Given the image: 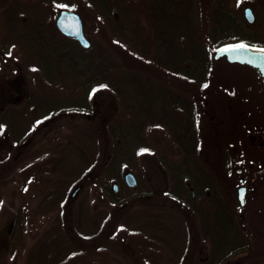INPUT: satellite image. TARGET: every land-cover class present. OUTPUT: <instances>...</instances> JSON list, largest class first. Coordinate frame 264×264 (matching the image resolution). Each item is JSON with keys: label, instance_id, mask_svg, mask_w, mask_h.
<instances>
[{"label": "trees", "instance_id": "1", "mask_svg": "<svg viewBox=\"0 0 264 264\" xmlns=\"http://www.w3.org/2000/svg\"><path fill=\"white\" fill-rule=\"evenodd\" d=\"M77 1L55 0L58 8L76 11ZM86 1L108 18L113 31L125 38L127 46L133 47L139 58L153 64L156 70L123 64L102 43L82 47L78 41L59 31L38 2H5L0 10V42L4 51L19 46L27 65L41 72L53 87H68L71 94L80 93V96L65 98L54 92L50 99L41 103L32 92L23 106L4 107L0 115L1 134L8 130L14 143L23 147L38 124L37 117L30 116L32 110L43 115L40 120L68 112H91L92 94L103 86L111 89L120 103L116 118L107 125L113 140V152L97 179L115 211L105 207L93 209L84 191L79 204L71 210V190L95 175L100 147L98 136L90 128L82 124L70 125L67 142L49 153L56 160L45 170L50 176L47 179L48 193L38 209L39 214L50 215L54 237L48 242L40 240L39 247H36L37 258L31 264H74L75 258L87 251L83 241L86 244L99 241L98 250L109 255L108 264H135L115 240V234H108L115 220L119 221L121 228L146 234L158 243L159 236L164 233L172 238L179 237L175 227L185 224V219L177 209L146 204L137 199L142 194L151 193L139 159L145 151L155 152L148 139V131L155 128L164 129L181 153L179 159L156 153L168 173V195L185 208L197 212L203 226L208 221L206 206L212 208V255L208 261L199 264L258 263L252 260V256L246 261L252 245L240 233L233 205L226 202L214 176L201 160L199 118L204 112L201 103L207 101L202 98L204 89L211 88L215 51L234 42L264 47V11L258 16L260 28L249 29L246 19L229 12L224 0H214L208 7H204L201 0H151L146 7L151 24L148 32L132 26L129 21L132 0ZM257 1L264 4V0ZM193 5L196 10L195 16L191 17L189 10ZM257 8V12L264 9L260 4ZM117 13L124 19L118 20ZM71 44L76 45L79 52L65 58L64 50ZM229 154L226 151L227 169L231 162ZM11 158L15 157L9 151L0 152V223L6 199L17 195L13 182L18 183L19 179L15 174L10 177L7 171ZM126 170L136 175L138 184L135 187L125 182L123 173ZM112 181L118 184L119 193L115 192ZM192 190L203 199V204L194 203ZM7 205L14 214L8 227L11 254L18 247L25 249V213L23 208L9 202ZM163 244L171 248L170 244ZM238 256L243 259H231Z\"/></svg>", "mask_w": 264, "mask_h": 264}, {"label": "rangeland", "instance_id": "2", "mask_svg": "<svg viewBox=\"0 0 264 264\" xmlns=\"http://www.w3.org/2000/svg\"><path fill=\"white\" fill-rule=\"evenodd\" d=\"M6 1L8 0H0V10L4 8ZM21 1L40 3L51 18V22L56 24V17L61 9L56 6L55 0ZM224 1L229 12L243 18H245L244 8L251 6L255 12L256 20L253 23L246 20V24L249 29L260 28L258 16L261 12L263 13L264 9L260 8L261 10L258 12L256 9H258V4L264 7L263 2L257 0ZM201 2L205 5L204 7H208L213 4L214 0H201ZM76 3L78 4L77 12L80 13L84 21L86 36L92 45L96 42V44H104L106 49L113 52L127 66L156 70L153 64H147L139 58L133 47L127 46L125 38H120L113 31L108 18L98 13L86 0H78ZM150 3L151 0H132L131 8H129V10L131 9L129 21L132 26L141 27L144 31L149 32L151 24L146 7ZM195 10V5H193V8L189 10L191 17L195 16ZM116 18L124 19L118 13ZM2 45L0 42V115L6 105L21 107L26 104L32 92L41 103L50 99L54 92L62 94L65 98L80 96V93L71 94L68 87H53L41 72L27 65L19 46H13L6 52ZM76 52H79L78 48L71 44L69 49L64 50V57ZM210 80L211 88L204 89L202 98L207 101L201 103L204 112L199 118V131L202 139L200 156L203 164L214 176L219 190L228 195V202L233 205L232 200L236 201L232 198L236 197L238 184L236 173L240 172V175L251 177L260 164H264V144L261 143L264 142V83L252 67L229 63L225 57L214 60ZM91 102L93 108L91 112H68L46 120H40L39 118L43 115L35 109L32 110L30 116L32 114L33 118L37 117L38 124L34 127L31 138L23 147H18L14 143L8 130L0 133V152L9 151L15 157L8 162L7 171H9L10 177L15 174L19 179L18 183L13 182L17 195L6 199L7 202L3 209L4 214L0 223V264H31L32 260L37 258L38 249L36 247L40 240L48 242L54 237L50 215L43 216L39 214L38 209L41 200L48 193L47 179L50 176L45 173V170L52 167L56 160L55 156L49 155V153L67 142L70 125L82 124L90 128L98 136L100 147L96 173L82 182L81 189L69 205L70 208L72 207L71 210H74L79 204L84 191L88 195L87 199L93 205V209L105 207L112 209V212L115 211L114 206L110 204L108 195L103 191L97 179L104 172L113 152V140L107 125L116 118L120 103L116 94L106 86L94 90ZM233 114L236 116L233 117ZM148 137L155 152L145 151L140 156L139 162L151 193L142 194L137 199L146 204L177 209L185 219V224L175 227V230L179 232V237L172 238L164 233L159 236V243L150 240L146 234L140 235L121 228L117 220L114 221L112 230L111 228L108 230V234H115V240L120 242L121 247L129 253L135 264H176L177 262L179 264H196L198 262L196 259L202 261L208 257L210 246L206 240L201 238L198 219L193 212L168 195L170 188L168 173L156 155V153H163L170 158L179 159L180 149L162 128L148 131ZM226 151L230 153L229 172ZM37 156L40 157L36 159ZM31 159L34 161L28 164ZM237 169L240 170L237 171ZM127 171L129 170H126L123 176ZM256 181L254 190H259V195H257L256 208L253 207V209L263 212L264 181L260 179ZM111 183L114 184L116 181ZM76 187L71 190V194ZM115 192L119 193V187ZM8 202L10 205L23 208L25 213L23 222L25 224V249L21 250L18 247L11 254L12 246L9 241L8 227H10L14 214L12 208H9L11 206L7 205ZM233 208L238 209L237 202ZM260 215L256 217L253 215L252 219L246 220L247 225L258 231L262 226L259 222L261 221ZM258 233L260 240L252 245L250 256H252V260L264 264V230ZM86 243L83 241L82 245L86 246L87 251L76 257L74 264H108L110 262L109 255L98 250L99 241ZM163 243L170 244L171 248L165 247ZM30 248L32 249L29 252ZM245 258H247L246 261L250 259ZM236 259L242 260L243 257L238 256L234 260Z\"/></svg>", "mask_w": 264, "mask_h": 264}, {"label": "water", "instance_id": "3", "mask_svg": "<svg viewBox=\"0 0 264 264\" xmlns=\"http://www.w3.org/2000/svg\"><path fill=\"white\" fill-rule=\"evenodd\" d=\"M244 16L249 23L256 20V15L251 6L244 8ZM56 26L61 33L67 37L74 39L84 48H88L91 44L86 36L84 21L79 12L73 9H61L56 17ZM225 57L230 63L246 64L255 69L264 83V47L251 46L244 42H234L218 48L214 53V58ZM125 182L135 187L138 179L132 171H127L124 175ZM117 183H114V189H117ZM81 189L77 186L72 197ZM237 198L240 205H245V186L238 188Z\"/></svg>", "mask_w": 264, "mask_h": 264}, {"label": "flooded vegetation", "instance_id": "4", "mask_svg": "<svg viewBox=\"0 0 264 264\" xmlns=\"http://www.w3.org/2000/svg\"><path fill=\"white\" fill-rule=\"evenodd\" d=\"M262 144H264V142H261ZM240 172L236 173V177L238 178V184L236 186V197L234 196L232 199H234L237 202V207L238 209H234L235 212V216H236V220L238 222V228L240 230V233L244 236V238L249 241L251 243V245H255L256 243L259 242L260 240V234L258 232L261 233V230H264V211L260 212L259 210L253 209V207L256 208V201H257V195H259V190H254V186L256 184V180L260 179L261 181H264V164H260L259 168L255 171L254 175H252L251 177H247L244 175H240ZM240 186H245V205H240L239 200L237 198V194H238V188ZM118 189V188H117ZM115 189V190H117ZM193 189V188H192ZM194 190V189H193ZM192 190V195H193V200L194 203H201L203 204V199H201V197H199V195H197V193L195 191ZM207 193L209 194V192L207 191ZM221 194L223 195V197L225 198L226 202H228V195H225L222 191ZM210 196V195H209ZM236 202L232 203L233 205H235ZM230 203V202H228ZM211 207L210 206H206V218H207V222L204 223V226L202 225L201 221H199L200 216L197 212L193 211V214L197 217L198 219V226H199V233L200 236L203 240H206V242L208 243V245L210 246V251L208 254V257H206V259L200 261V259H196L198 262H196V264L203 263L208 261L211 258L212 255V245L214 244V240H213V227H212V222L210 219H212V217L210 216L211 213ZM261 210V209H260ZM261 214L260 220L259 221L261 223L262 226H260L261 228L257 231L254 230L253 228L249 227L247 225V221L249 219L256 217L257 215ZM209 218V219H208ZM262 237V236H261ZM250 255L248 254L247 257H249ZM231 259H235L234 257Z\"/></svg>", "mask_w": 264, "mask_h": 264}, {"label": "snow or ice", "instance_id": "5", "mask_svg": "<svg viewBox=\"0 0 264 264\" xmlns=\"http://www.w3.org/2000/svg\"><path fill=\"white\" fill-rule=\"evenodd\" d=\"M206 86V85H205Z\"/></svg>", "mask_w": 264, "mask_h": 264}]
</instances>
